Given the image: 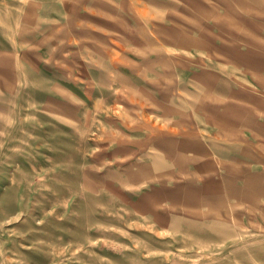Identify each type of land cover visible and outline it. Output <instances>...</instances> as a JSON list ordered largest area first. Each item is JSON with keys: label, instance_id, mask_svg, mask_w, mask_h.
Returning a JSON list of instances; mask_svg holds the SVG:
<instances>
[{"label": "rangeland", "instance_id": "1", "mask_svg": "<svg viewBox=\"0 0 264 264\" xmlns=\"http://www.w3.org/2000/svg\"><path fill=\"white\" fill-rule=\"evenodd\" d=\"M0 264H264V0H0Z\"/></svg>", "mask_w": 264, "mask_h": 264}, {"label": "crops", "instance_id": "2", "mask_svg": "<svg viewBox=\"0 0 264 264\" xmlns=\"http://www.w3.org/2000/svg\"><path fill=\"white\" fill-rule=\"evenodd\" d=\"M178 10V9H177ZM169 13V15H171V14H173V15H175L176 14V12H168ZM181 13V12H180ZM199 21H201L200 19H199ZM162 33H164L165 35H167L168 36V38L171 40H175V43H169L168 42V38L166 39V40H164V42H166V45L168 46V45H170V46H179L180 45V41H181V38L179 39V34H180V36L182 35V31L183 30H181V29H179L177 26H175V27H170L169 26V24H165V22L164 23H162ZM170 29V30H169ZM169 31H172V32H175L176 34H170L169 33ZM187 35H189L190 37H191V35L188 33ZM186 35V36H187ZM177 42V43H176ZM179 42V43H178Z\"/></svg>", "mask_w": 264, "mask_h": 264}]
</instances>
